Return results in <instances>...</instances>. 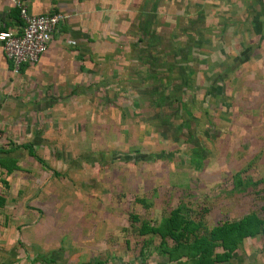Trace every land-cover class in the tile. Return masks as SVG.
Masks as SVG:
<instances>
[{
    "label": "rangeland",
    "instance_id": "374dc122",
    "mask_svg": "<svg viewBox=\"0 0 264 264\" xmlns=\"http://www.w3.org/2000/svg\"><path fill=\"white\" fill-rule=\"evenodd\" d=\"M167 2L161 22L145 18L152 39L131 25L106 63L82 65L79 84L47 87L56 96L34 105L26 139L10 142L18 165L0 169L3 243L15 227L29 256L193 264L189 247L221 228L239 242L213 264L264 249V38L223 64Z\"/></svg>",
    "mask_w": 264,
    "mask_h": 264
},
{
    "label": "crops",
    "instance_id": "0c3cea01",
    "mask_svg": "<svg viewBox=\"0 0 264 264\" xmlns=\"http://www.w3.org/2000/svg\"><path fill=\"white\" fill-rule=\"evenodd\" d=\"M20 1L32 14L54 12L64 15L65 19L57 26L40 61L22 67L17 74L12 72L0 48V169L7 172L18 165L16 150L11 149L10 142L20 144L19 140H25L27 128L32 125L34 105L48 104L56 96L49 95L47 87L56 92L57 87L75 86V81L79 84L82 65H95L98 60L106 63L105 57L112 55V49L116 46L113 41L130 39L131 25L139 28L137 40L152 39L150 33L144 30L147 22L145 18L152 19L148 23L161 22V8L167 6L166 0ZM167 1L170 12L175 15L180 16L183 10L185 32L197 44L196 49L202 50L204 54L208 50L210 56L225 55L227 59L222 61L223 64L229 65L230 60L237 61L234 57L245 56L256 41L264 38V0ZM18 23V10L14 1L0 0V31L16 30L19 28ZM205 40L208 42L204 43ZM222 62L216 61V65H222ZM69 80L70 83H67ZM12 233V240L10 235L5 243L0 239V247L13 249L16 254L7 256L0 250V264H130V260L125 257L97 260L56 255L58 253H52L54 256L25 255L24 251L17 250L15 227ZM34 243L39 244L38 241H29L24 247H33ZM255 243L257 247L258 243ZM39 245L37 247H46L41 243ZM242 258L238 257L239 264L243 263V259L248 264H264V249H255L253 257ZM166 260L160 255L150 257L147 262L139 261L138 264H168Z\"/></svg>",
    "mask_w": 264,
    "mask_h": 264
},
{
    "label": "built area",
    "instance_id": "2783aa9c",
    "mask_svg": "<svg viewBox=\"0 0 264 264\" xmlns=\"http://www.w3.org/2000/svg\"><path fill=\"white\" fill-rule=\"evenodd\" d=\"M21 21L16 30L0 31V48L17 74L24 66L38 63L46 52L57 26L65 19L60 13L32 14L24 2L13 0Z\"/></svg>",
    "mask_w": 264,
    "mask_h": 264
},
{
    "label": "trees",
    "instance_id": "16d2710c",
    "mask_svg": "<svg viewBox=\"0 0 264 264\" xmlns=\"http://www.w3.org/2000/svg\"><path fill=\"white\" fill-rule=\"evenodd\" d=\"M20 24H21V21L19 19L18 25H20ZM0 200H2V199H0ZM232 228L234 229V232H236V231H242L243 232V227H240L237 229L235 226H232ZM228 232H229V230L221 229V228L220 229L217 228V229L213 230L210 234L211 239L210 238L207 239V237L203 238L202 240H204V241H199V243L197 245H194L193 247L190 246L189 251L187 249H185V250H187V252L185 251L186 255L188 254L187 256L189 258H196L193 261V264H213L214 262L228 261L231 258L232 250L236 246L235 242H237V243L239 242V240H236V239L227 240ZM168 236L170 238H177L178 237L177 233H174L173 231L172 232L168 231ZM203 243H205V244H203ZM214 244L217 246H221V248L223 249V253H221L220 255L216 254L214 256L213 255L211 256L210 250L208 247H210V245L214 246ZM203 245H205V246H203ZM226 249H227V253H226ZM178 251H181V250L180 249H178V250L173 249V252H178ZM228 252H230V254ZM170 255H172V251H171ZM182 256H184V255H182ZM176 259H179V257L176 256Z\"/></svg>",
    "mask_w": 264,
    "mask_h": 264
}]
</instances>
